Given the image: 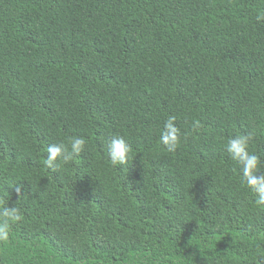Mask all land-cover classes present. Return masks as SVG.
Wrapping results in <instances>:
<instances>
[{"label":"trees","instance_id":"16d2710c","mask_svg":"<svg viewBox=\"0 0 264 264\" xmlns=\"http://www.w3.org/2000/svg\"><path fill=\"white\" fill-rule=\"evenodd\" d=\"M261 10L0 0V196L23 214L0 264H264V204L226 151L243 134L264 161ZM169 115L173 152L159 142ZM115 135L133 149L125 166L108 159ZM73 136L85 150L48 168L47 146Z\"/></svg>","mask_w":264,"mask_h":264},{"label":"clouds","instance_id":"9594fccd","mask_svg":"<svg viewBox=\"0 0 264 264\" xmlns=\"http://www.w3.org/2000/svg\"><path fill=\"white\" fill-rule=\"evenodd\" d=\"M257 21H264V10L258 11ZM177 117L169 115L163 123L160 131L159 142L166 147L169 152H173L179 147L182 138L181 128L176 124ZM200 122L194 120L193 130L200 128ZM87 141L82 136H73L67 143L59 142L47 146V156L45 165L55 170L61 163L68 164L74 156H78L85 150ZM133 149L124 136H112L107 142V155L113 167L125 166L132 159ZM226 151L230 158L240 166L242 173V183L257 196V204H264V174L257 175L264 161L259 156L249 151V137L243 134L233 136L226 143ZM17 197L21 194L19 186L15 187ZM22 211L19 207L9 203L7 197L0 196V242L7 241L14 223L21 221ZM176 264H181L179 258H173ZM154 264H161L156 260Z\"/></svg>","mask_w":264,"mask_h":264}]
</instances>
